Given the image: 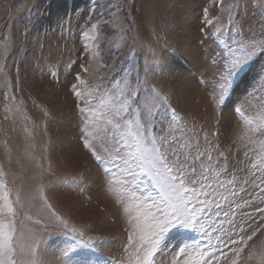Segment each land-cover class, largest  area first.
<instances>
[{
	"label": "rangeland",
	"instance_id": "1",
	"mask_svg": "<svg viewBox=\"0 0 264 264\" xmlns=\"http://www.w3.org/2000/svg\"><path fill=\"white\" fill-rule=\"evenodd\" d=\"M138 131L188 161L203 209L152 264H264V0H0V194L18 261L138 264L144 216L163 206L126 171Z\"/></svg>",
	"mask_w": 264,
	"mask_h": 264
},
{
	"label": "snow or ice",
	"instance_id": "2",
	"mask_svg": "<svg viewBox=\"0 0 264 264\" xmlns=\"http://www.w3.org/2000/svg\"><path fill=\"white\" fill-rule=\"evenodd\" d=\"M77 80H79V75H77ZM72 89L78 97L81 95L77 84H73ZM132 95H135V93ZM156 98L162 103L167 100L166 97L159 95ZM121 104L124 107L119 111L126 112L127 101H121ZM172 111L175 112L174 109ZM137 123L139 124V121ZM116 127L119 128L120 125L117 124ZM128 127L131 132V122H129ZM144 131H146V128ZM131 136L136 146L137 155L132 157L131 162L126 160L125 164H133L138 171L133 170L131 166L127 167L126 171L133 180L138 175L149 176L159 189L161 205H163L161 207L153 204L148 209L147 215L144 216L148 233L146 236L141 237L144 243L141 244L138 253L142 251L143 255H138L137 260L138 264H152V258L158 249L159 243L169 228L175 224L191 226L194 221H197V212H202L203 209L189 208L192 201L187 197L196 193L194 189L185 187V184L186 181L193 184L196 181L187 177L185 169L189 167L188 161L180 159L179 154L175 153L174 150H170L171 145L167 141L159 146L156 145L154 140L150 141L151 147L149 148L141 143V132L131 133ZM124 144L127 147H131L128 145L127 140H124ZM84 145L86 147L89 146L86 137L84 138ZM203 155L204 153H201V156ZM220 156L223 157L224 153H220ZM96 159L99 160L100 157L97 156ZM197 159H200V156ZM209 160H211L210 155ZM217 166H219V161H217ZM252 166L253 168H259L261 165L253 163ZM195 171V168L191 169L193 174H195ZM205 171L209 172L212 169L208 168ZM207 178V176L203 177L205 180ZM228 184L235 186V178L229 180ZM221 187L225 186L221 185ZM0 200L3 201V203H0V264H22L21 261L17 260V256L23 254L25 251V247L19 239V237H22V232L18 228L19 221L16 219L18 212L7 194H0ZM241 243H243V240H241ZM29 252L34 254L35 249L30 248ZM182 254L187 255L185 248H181L180 252L177 253L178 256ZM200 255L203 257L205 252L201 251ZM32 264H35V262L33 261ZM185 264H201V262L199 260L195 262L186 261ZM203 264H212V257L204 259Z\"/></svg>",
	"mask_w": 264,
	"mask_h": 264
}]
</instances>
